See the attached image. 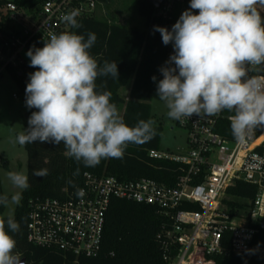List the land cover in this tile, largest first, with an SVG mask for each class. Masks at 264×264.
<instances>
[{"label": "clouds", "instance_id": "1", "mask_svg": "<svg viewBox=\"0 0 264 264\" xmlns=\"http://www.w3.org/2000/svg\"><path fill=\"white\" fill-rule=\"evenodd\" d=\"M264 0H190L191 10L182 13L171 31L154 26L165 45L173 44L174 54L160 71L163 79L157 95L165 102L167 116L183 122L192 116H216L227 109L231 131L238 143H246L255 129L264 127V75H249L264 66ZM73 10L61 20L79 28ZM42 48H30L26 55L30 74L26 86V106L32 112L28 129L16 136L20 145L34 142L63 143L66 155L85 167H95L102 159L122 158L129 144H144L155 136L153 120L125 123L110 91H97V78L118 79L117 62L103 67L89 53L96 34L87 39L74 32L49 33ZM174 65V66H173ZM156 81V77H152ZM255 159V157L253 158ZM79 169L74 173L77 175ZM45 177L47 169L34 170ZM8 179L21 190L29 187L28 176L8 172ZM71 183V181H69ZM83 189L76 195L83 197ZM21 193L0 196V204L19 205ZM19 223L12 215L0 218V264H25L15 253Z\"/></svg>", "mask_w": 264, "mask_h": 264}, {"label": "built area", "instance_id": "2", "mask_svg": "<svg viewBox=\"0 0 264 264\" xmlns=\"http://www.w3.org/2000/svg\"><path fill=\"white\" fill-rule=\"evenodd\" d=\"M110 2L46 0L36 10L39 17L32 24L26 11L8 2L3 8L8 23L0 32V75L9 67L23 70L29 66L27 51L42 48L49 33L70 32L72 26L61 20L64 14L76 10L77 20L98 17ZM185 2L162 0L154 16L168 20ZM260 10L264 16V8ZM173 54L169 43L165 63ZM249 75H264V66ZM234 114L225 109L216 116L201 114L183 118L182 123L176 121L187 131L189 150L179 154L149 152L151 158L180 166L174 184L86 172L79 187L84 190L83 197L75 190L66 197L30 199L28 242L77 257H96L101 253L111 202L123 199L150 205L161 216L159 240L165 264H219L220 257L264 260V241L259 240L264 230V127L255 129L246 143H238L223 134V123H231ZM240 181L256 187L254 198L229 196L228 189Z\"/></svg>", "mask_w": 264, "mask_h": 264}, {"label": "trees", "instance_id": "3", "mask_svg": "<svg viewBox=\"0 0 264 264\" xmlns=\"http://www.w3.org/2000/svg\"><path fill=\"white\" fill-rule=\"evenodd\" d=\"M46 0H0V32L8 23L3 8L8 2H14L23 11H36ZM142 15L147 17V30L125 27L98 17L77 20L79 28H71L70 32L83 35L96 34V42L89 53L103 67L105 61L117 62L118 79L111 76L97 78V91H110L111 103L117 108L124 105L122 118L129 126L134 127L139 120H152L151 101L157 94V85L163 78L160 71L165 66L168 45L163 44L161 34L154 31V26L165 27L171 31L175 24L176 14L180 7L190 6V0L179 4L175 13L168 20L155 17V6L150 0H135ZM37 68L27 66L23 70L7 69L19 86L26 100V86L30 82V74ZM156 77V81L152 77ZM131 84L127 97L120 94V89ZM35 108H28V120ZM223 134L234 138L231 123H223ZM155 136L147 143L129 144L122 158L102 159L95 167H85L66 155L63 143H41L39 141L26 144L28 156L29 187L22 191L20 205L13 215L19 223L18 232L9 234L16 240L15 253L27 264H165L162 257V246L159 232L162 218L150 205L134 201L113 199L106 215V224L102 240L101 253L96 257L75 256L63 251L38 247L28 242L26 235L28 221V201L30 199L61 198L69 196L83 184L86 172L97 175H113L121 179L133 180L148 177L174 184L173 178L180 173V166L172 161L156 159L149 156L152 150H160L163 126L154 124ZM262 139V138H261ZM7 167V161H4ZM47 169L48 175L37 177L34 170ZM79 169V173H74ZM71 181V183H69ZM228 194L236 199H252L256 187L242 181L228 189ZM5 194L1 188L0 196ZM5 206L0 204V218L5 219L7 230L8 216H2ZM260 241H264V230H261ZM219 264H264L263 259L220 257Z\"/></svg>", "mask_w": 264, "mask_h": 264}, {"label": "rangeland", "instance_id": "4", "mask_svg": "<svg viewBox=\"0 0 264 264\" xmlns=\"http://www.w3.org/2000/svg\"><path fill=\"white\" fill-rule=\"evenodd\" d=\"M186 10H191L190 6L184 5L180 7L176 14L175 23ZM194 14H198V10H191ZM37 11L25 12L30 24L38 20ZM98 18L108 20L115 24L125 27H137L140 30H147V17L141 14L139 6L135 0H111L104 7V11L100 9ZM130 84L120 89V94L127 97L129 94ZM152 105V120L154 124L163 126L162 137L160 142V151L166 153H184L189 150L187 143L186 129L178 126L176 120L167 116L168 109L165 102L159 99L155 94ZM118 111L122 117L124 105L119 106ZM28 107L26 100L14 78L7 70L0 75V182L1 188L5 195L11 200V196L17 192L21 193V189L16 188L8 179V172H20L27 175L28 172V156L25 146L16 142V136L20 132L27 130L26 113ZM7 161L8 166H4ZM21 203V201H20ZM20 205V204H19ZM19 205L9 204L5 207L2 216L14 215Z\"/></svg>", "mask_w": 264, "mask_h": 264}, {"label": "water", "instance_id": "5", "mask_svg": "<svg viewBox=\"0 0 264 264\" xmlns=\"http://www.w3.org/2000/svg\"><path fill=\"white\" fill-rule=\"evenodd\" d=\"M150 1L155 7H159L162 2V0H150ZM25 117L26 119L28 118V113H26ZM262 227L264 228V222L262 223ZM22 260L25 262V264H27L25 259H22Z\"/></svg>", "mask_w": 264, "mask_h": 264}, {"label": "crops", "instance_id": "6", "mask_svg": "<svg viewBox=\"0 0 264 264\" xmlns=\"http://www.w3.org/2000/svg\"><path fill=\"white\" fill-rule=\"evenodd\" d=\"M130 87H131V84H130ZM129 91H130V88H129Z\"/></svg>", "mask_w": 264, "mask_h": 264}, {"label": "bare ground", "instance_id": "7", "mask_svg": "<svg viewBox=\"0 0 264 264\" xmlns=\"http://www.w3.org/2000/svg\"><path fill=\"white\" fill-rule=\"evenodd\" d=\"M262 138H264V135H263V137Z\"/></svg>", "mask_w": 264, "mask_h": 264}]
</instances>
